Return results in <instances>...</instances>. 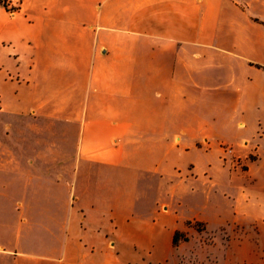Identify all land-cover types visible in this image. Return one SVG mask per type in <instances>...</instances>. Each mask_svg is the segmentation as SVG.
<instances>
[{
	"label": "crops",
	"instance_id": "obj_1",
	"mask_svg": "<svg viewBox=\"0 0 264 264\" xmlns=\"http://www.w3.org/2000/svg\"><path fill=\"white\" fill-rule=\"evenodd\" d=\"M256 119L264 0L0 5V264H120L117 247L155 244L137 213L171 157L246 142ZM218 194L226 221L257 226L239 264H264V183Z\"/></svg>",
	"mask_w": 264,
	"mask_h": 264
},
{
	"label": "rangeland",
	"instance_id": "obj_2",
	"mask_svg": "<svg viewBox=\"0 0 264 264\" xmlns=\"http://www.w3.org/2000/svg\"><path fill=\"white\" fill-rule=\"evenodd\" d=\"M252 126L246 142L233 133L216 141L221 150L210 157L197 150L171 157L177 169L170 170L167 183L151 182L152 199L137 213L141 227L136 231L144 239L154 238L155 244L117 247L120 264H239L249 259L257 226L226 221L225 200L214 195V185L251 188L264 183V123L259 127L256 119ZM163 207L170 217L162 213ZM215 215L224 226L211 230L204 219ZM176 231L181 241L174 248L171 236Z\"/></svg>",
	"mask_w": 264,
	"mask_h": 264
},
{
	"label": "trees",
	"instance_id": "obj_3",
	"mask_svg": "<svg viewBox=\"0 0 264 264\" xmlns=\"http://www.w3.org/2000/svg\"><path fill=\"white\" fill-rule=\"evenodd\" d=\"M22 2H23V0H18V4L16 6L10 7L7 4V0H0V5L4 6V8H6V10H8L9 12H15V11L20 10ZM179 234H180L179 231H176L174 234L173 242H174L175 246H177L178 243L181 241L180 238L178 237ZM183 240L188 241V238L185 237Z\"/></svg>",
	"mask_w": 264,
	"mask_h": 264
},
{
	"label": "built area",
	"instance_id": "obj_4",
	"mask_svg": "<svg viewBox=\"0 0 264 264\" xmlns=\"http://www.w3.org/2000/svg\"><path fill=\"white\" fill-rule=\"evenodd\" d=\"M7 4L10 6V7H13V6H16L18 4V0H7ZM19 11V10H18ZM18 11H15V12H11V13H17Z\"/></svg>",
	"mask_w": 264,
	"mask_h": 264
}]
</instances>
